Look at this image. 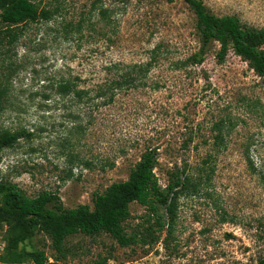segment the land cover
Here are the masks:
<instances>
[{
	"label": "rangeland",
	"instance_id": "rangeland-1",
	"mask_svg": "<svg viewBox=\"0 0 264 264\" xmlns=\"http://www.w3.org/2000/svg\"><path fill=\"white\" fill-rule=\"evenodd\" d=\"M202 1L218 16L264 28V0ZM36 2L50 20L19 27L13 44L0 37V133H26L0 154V182L31 198L56 194L65 209L93 208L95 196L126 181L148 149L157 150L163 188L177 171L190 182L170 235L157 233L148 208L131 205L126 231L147 245L79 234L59 253L34 231L13 249L16 262L5 250L18 235L7 220L0 222V264H29L24 256L34 251L59 264H258L264 78L232 51L220 63L217 44L202 65L181 67L200 47L184 0ZM125 74L136 87L113 91ZM218 127L224 142L216 145ZM154 236L160 239L150 245Z\"/></svg>",
	"mask_w": 264,
	"mask_h": 264
},
{
	"label": "trees",
	"instance_id": "trees-1",
	"mask_svg": "<svg viewBox=\"0 0 264 264\" xmlns=\"http://www.w3.org/2000/svg\"><path fill=\"white\" fill-rule=\"evenodd\" d=\"M172 1V0H171ZM196 16V30L199 38V50L180 66L202 65L213 45H218L217 60L225 61L229 52L245 61L250 69L259 77L264 78V28H255L243 23L237 16L216 15L202 0H184ZM51 12L41 9L36 0H0V37L8 39L10 44L18 41L20 34L17 29L27 23L48 21ZM156 53V52H154ZM156 60V59H155ZM133 74H125L116 83L113 91L123 87H136ZM69 92L68 86L62 87ZM80 95V92H77ZM113 97L108 98L112 101ZM215 136L216 145L224 142L222 129ZM26 133H0V154L15 146ZM158 165L156 149H148L126 181L112 184L103 194L96 195L93 208L80 205L74 209H65L60 198L53 193L43 192L31 198L17 185L0 182V222L10 220L18 235L9 240L5 248L16 262L20 257L13 249L31 237L34 231L43 233L52 241L53 248L62 253L68 238L76 235L96 237L101 234L110 235L121 247H130L140 241L135 233L128 234L124 225L131 219L130 207L139 204L149 209L155 218V229L162 234L165 230L171 234L176 218L177 201L188 188L190 177L187 172L172 173L168 185L163 188L157 179L155 169ZM151 235L152 228L146 230ZM159 236L151 239L150 245L158 242ZM29 264H59V260L50 262L44 251L25 254ZM3 260L0 257V262ZM264 264V257L258 261Z\"/></svg>",
	"mask_w": 264,
	"mask_h": 264
},
{
	"label": "built area",
	"instance_id": "built-area-1",
	"mask_svg": "<svg viewBox=\"0 0 264 264\" xmlns=\"http://www.w3.org/2000/svg\"><path fill=\"white\" fill-rule=\"evenodd\" d=\"M0 248H1V246H0Z\"/></svg>",
	"mask_w": 264,
	"mask_h": 264
}]
</instances>
